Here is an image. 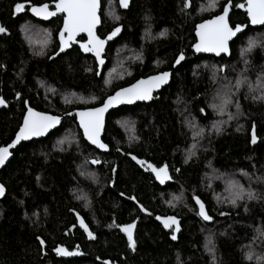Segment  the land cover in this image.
Segmentation results:
<instances>
[{
  "label": "trees",
  "instance_id": "trees-1",
  "mask_svg": "<svg viewBox=\"0 0 264 264\" xmlns=\"http://www.w3.org/2000/svg\"><path fill=\"white\" fill-rule=\"evenodd\" d=\"M47 1L57 0H0L8 30L0 35V99L9 105L0 110V147L12 143L28 108L63 117L98 107L141 78L171 72L172 82L151 103L108 116L106 154L84 140L75 117L14 151L0 172L7 189L0 264H264V27H250L238 8L245 0H132L126 12L118 0H102L98 35L108 49L101 77L82 52L83 38L51 60L61 24L34 31L27 12L16 13L17 3ZM228 3L231 26L245 28L230 58L195 55L196 26ZM129 155L167 167L172 183L159 186ZM197 197L214 223L199 218ZM140 203L181 219L177 242L148 227L151 239L130 253L117 228L138 217ZM92 204L97 239L77 242L88 258L57 259L55 248L74 245L71 211L84 214Z\"/></svg>",
  "mask_w": 264,
  "mask_h": 264
},
{
  "label": "water",
  "instance_id": "water-1",
  "mask_svg": "<svg viewBox=\"0 0 264 264\" xmlns=\"http://www.w3.org/2000/svg\"><path fill=\"white\" fill-rule=\"evenodd\" d=\"M60 0L56 3H52L50 5H47V4H44V5H40V6H35V8H39V7H43L45 5H47L48 7V12L51 13L50 11V7H54L55 9H57V4H59ZM131 3H132V0H127V6L125 7L122 3V0H119V6H120V9L121 11L123 12H126L130 9L131 7ZM240 5H244V7H240ZM238 8L241 12L245 13L247 15V19L249 21V25L250 27L254 28V29H258V28H261V27H264V24H253L251 22V17L247 11V0H245V2L241 3ZM232 3H228L225 5L223 11L217 15V16H214L210 19H207L201 23H199L197 26H196V29H195V38H196V43L194 44L193 48H192V51L194 52L195 55L197 56H211V57H215L217 59L221 58V57H226V58H230L231 56V44L239 37L241 36L244 31H245V28L243 26H236L235 28H233L231 26V23H230V17L232 15ZM34 7H32L30 9V14L31 16H33L34 18L36 19H39V20H43V21H49L51 18H52V15H49V16H45L44 14H41V15H36L32 9ZM227 8V17H226V20H227V24L228 26L235 32V35L231 36L228 41H227V51H221L219 54H217L216 52H213V51H197L196 49V45L200 44V32H201V28L200 26L202 24H208L210 21H213V20H216L219 16H222L225 12V9ZM58 10V9H57ZM59 11V10H58ZM101 11H102V0H99V6L97 8V17H98V22L95 24V27L93 29V35L96 39L100 40V41H104V44L102 46V48L100 49V55L97 56L96 55V52L93 50V51H85L84 50V46L87 45L89 48L92 47V44L90 43V41L93 39L92 37L89 36L88 32L86 31H79L77 32L74 37L69 40L68 39V33L65 31V21L67 20V13L66 12H61L59 11L61 14H64L65 15V21H64V24L61 28V30L59 31L58 33V41H59V50L57 51V53L51 57V60H55L57 59L59 56L61 55H64L66 54L68 51L71 50V48L73 47V45H75L78 41V39L80 37H85L86 38V41L84 44L81 45V49L83 51V53L85 54H92L93 57L96 59V62H97V75L98 77H101L102 73H103V69L106 65V59H105V56H106V52H107V49H108V40L107 39H102L99 35H98V30L100 29L101 25H102V17H101ZM239 27L241 30L236 32V28ZM116 34L115 35H112L111 36V40H115L119 37L120 35V31L118 32H115ZM63 34V40L61 39V35ZM101 61H103V63H101ZM223 72H224V68H223ZM164 73H167L168 74V77H167V80L166 82H163V83H160L158 86L156 85H153V84H148V83H145L143 85H141L142 88H150L151 89V92H150V99H137L135 98L134 96L131 98V101L129 102V100L127 98L123 99L122 102H113L102 114V124H101V127L99 129V135H98V142L97 143H93L92 140H90L87 136V134L85 133V129L81 123V116H80V113L84 112V113H87V112H92L96 109H100V108H103L105 106V104L108 103V100L114 96H116V94L118 92H123L127 89H131V88H134L136 85L140 84L141 81H145V82H148V81H152L155 77L157 76H161L163 75ZM172 82V73L171 72H163V73H159V74H155V75H151L147 78H141L139 80H137L136 82H134L133 84H131L130 86H127V87H124V88H121L119 90H117L113 95L109 96L102 105L98 106V107H95V108H87V109H82V110H77L75 112H72V113H69V114H66L64 115L63 117H59V116H55V115H52V114H49V113H45V112H40L38 110H35V109H32V108H28L27 109V112L23 118V121H22V124L18 130V132L16 133L12 143H10L9 145H7L6 147L9 148V151H10V156L8 157L7 161L4 163V165L0 166V172L10 163V161L12 160L13 158V153L14 151H16L17 149H19L21 147L22 144L24 143H29V142H33V141H39V140H42V139H45L47 138L51 133H53L55 130H58L62 123H63V119L65 118H73L75 117L76 119V123L77 125L79 126L81 132H82V135H83V138L84 140L93 148L97 149L100 153L102 154H106L109 152V146L104 142L103 140V137H104V133H105V129H106V123H107V118L108 116L113 112V111H116L122 107H130V106H135L137 104H142V103H146V104H149L151 103L153 100H154V97L156 94L160 93L163 89L167 88L170 83ZM3 101V100H2ZM8 103L6 101H3L2 104H0V110L3 109V108H8ZM29 110H31L32 112L36 113V114H39L40 116H49V117H54L57 119V123H55L52 127H49L48 130L45 132L44 135H40V136H33L31 137L30 139H27V140H21L19 143H16V137L20 134V130L21 128H23L24 126V121L25 119L28 118V114H29ZM85 119H87V117H85ZM253 135H255L254 133L252 134V145H255L256 144V137H255V143H253ZM14 145V146H13ZM100 145H104V147H101ZM129 157L134 160L135 162L137 163H140V164H143L145 165V168L150 171L153 175V177L155 178L156 182L161 185V186H166L168 184H171L172 181H173V178H172V174L170 172V170L166 167L167 169V178L164 179L163 181H161L160 178H158L157 174L155 171L152 170V168H155L157 170L161 169L157 166H155L154 164L150 163V162H147L145 160H140L138 158H136L135 156L133 155H129ZM90 164L93 166V167H98V166H101L102 165V162L101 161H97V160H91L90 161ZM149 165H151L152 167H149ZM162 168H165V167H162ZM0 185H2L4 187V194L2 196H0V201L3 200L7 194V189L6 187L0 183ZM199 201V203H198ZM195 204H196V207H197V210H198V216L199 218L205 223V224H212L214 223V219L209 215V212H208V209H207V206L205 205V203L200 199V198H195ZM203 204V207H204V211L205 213L207 214L208 217H210V219H204V217L200 214V205ZM169 218H174L175 221L177 223H172L171 224V227H166L165 226V221H169V223H171V220ZM157 222L166 230V231H170L171 228L175 227V231H174V236H175V239H173L174 242H177L178 239H179V235L181 233V230H182V221L180 218L176 217V216H167V217H157ZM79 224L82 228H85V229H88L85 222H84V219L81 218L79 220ZM128 227V226H127ZM126 228V227H124ZM124 228H123V232L124 231ZM177 228L179 229L177 231ZM134 231H135V227L132 229V240L134 241ZM127 233V232H125ZM128 234V233H127ZM57 249H63L65 250L66 252H69V253H73L71 255H61ZM54 253L57 255L58 258H61V259H71V258H76V257H84L85 255L78 252V251H74V252H70L66 247L64 246H58ZM106 264H111L110 262H106Z\"/></svg>",
  "mask_w": 264,
  "mask_h": 264
},
{
  "label": "snow or ice",
  "instance_id": "snow-or-ice-1",
  "mask_svg": "<svg viewBox=\"0 0 264 264\" xmlns=\"http://www.w3.org/2000/svg\"><path fill=\"white\" fill-rule=\"evenodd\" d=\"M123 5L127 6V0H122ZM99 6V0H60L57 4V9L61 12L67 13V20L65 21V31L69 34L68 39L71 40L74 35L79 31L88 32L89 36L93 39L90 41L92 47L89 48L87 45L84 46L85 51H95L96 55H100V49L102 48L104 41L96 39L93 35V29L95 24L98 22L97 8ZM23 4H17L15 10L20 12L24 9ZM244 7V5H240ZM32 11L36 15L44 14L45 16L55 15V12H48L47 5L39 8H33ZM247 11L251 17V22L253 24H264V0H247ZM227 8L222 16H219L216 20L210 21L208 24H202L200 26V44L196 45L197 51H213L219 54L221 51H227V41L228 39L235 35V32L227 24ZM239 27L236 28V32L240 31ZM5 29L0 27V33L4 32ZM119 29H116L118 32ZM116 33L114 32L113 35ZM63 40V34L61 35ZM183 59V56L180 57ZM179 62V61H177ZM103 63V61H101ZM168 77L167 73L161 76L155 77L152 81H141L140 84L136 85L134 88L127 89L123 92H118L116 96L110 98L108 103L105 104L103 108L96 109L92 112L80 113L81 123L85 129V133L88 138L92 140L93 143L98 142L99 129L102 124V114L103 112L113 103L122 102L123 99L127 98L129 102L134 96L137 99H150V88H142L141 85L148 83L158 86L160 83L166 82ZM3 101L0 99V104ZM87 117V119H85ZM57 119L49 116H40L29 110L28 118L24 121V126L20 130V134L16 137V143L21 140L30 139L33 136L44 135L49 127H52L57 123ZM253 143H255V135H253ZM14 146V145H13ZM104 147V145H100ZM10 156V151L8 147H0V166L4 165ZM149 167H152L149 165ZM156 172L158 178L163 181L167 178V169L161 168L159 170L152 168ZM4 187L0 185V196L4 194ZM251 198V196H250ZM234 202V201H233ZM199 203V201H198ZM200 214L204 219H210L204 211L203 204L200 205ZM169 221H165L166 227H171L172 223H177L174 218H169ZM135 225H130L124 228V231L128 233L129 241L132 242V247H135V242L132 240V229ZM179 229L177 228V231ZM91 236V233H89ZM175 239V236H173ZM61 255H71L73 253L66 252L63 249H57Z\"/></svg>",
  "mask_w": 264,
  "mask_h": 264
},
{
  "label": "flooded vegetation",
  "instance_id": "flooded-vegetation-1",
  "mask_svg": "<svg viewBox=\"0 0 264 264\" xmlns=\"http://www.w3.org/2000/svg\"><path fill=\"white\" fill-rule=\"evenodd\" d=\"M59 0L57 1H54V2H44L42 4H38V5H34V4H25V3H17V4H23L25 7L22 11L20 12H17L16 13L18 15H21V14H25L27 12L28 14V21L26 22V24H30L33 28L34 31L36 30H39V28H42V29H45L46 31L49 30L50 28V25H53V24H61L60 25V29L59 31L61 30L63 24H64V21H65V15L64 14H61L57 9H55L54 7H50V11L51 12H55L56 14L55 15H52V18L49 20V21H43V20H39V19H36L34 18L33 16H31L30 14V9L32 7H35V6H40V5H44V4H47V5H50L52 3H56L58 2ZM119 2V0H118ZM15 4V8H16V5ZM54 26V25H53ZM0 27H3L2 25H0ZM5 29L4 32L0 33L1 34H4V33H7L8 30L3 27ZM58 31V33H59ZM83 38V43L81 44H84L85 41H86V38L85 37H80L77 41L80 42ZM57 39H58V34H57ZM81 39V40H80ZM76 43V44H77ZM58 44H59V41H58ZM75 44V45H76ZM73 45V47L75 46ZM72 47V48H73ZM71 48V49H72ZM58 50H59V46H58ZM57 50V51H58ZM83 52V51H82ZM57 53V52H56ZM55 53V54H56ZM54 54V55H55ZM85 54V53H84ZM53 55V56H54ZM87 55H90L92 58L93 55L92 54H87ZM95 62H96V59L94 58ZM96 65H97V62H96ZM97 150V149H96ZM97 161H100V160H97ZM140 164V163H138ZM143 165V164H141ZM144 168H145V165H143ZM146 169V168H145ZM146 173H149L150 176L152 177V179L154 180V182L156 184H158L155 180V178L153 177L152 173L150 171H148L146 169ZM159 185V184H158ZM161 186V185H159ZM161 187H164V186H161ZM136 206L138 207L139 209V215L138 217L135 216L134 219L126 222L125 224H123L122 226H120L119 228H117L119 234L121 235V237L124 239L126 245H127V249L130 251V253L133 254V252H135L136 248L138 247V242L139 240H141L142 238H147V239H151L152 237V232L150 231V229H148V227H157L159 230H162L164 232V235H165V239L169 240V241H173V236H174V231H175V227L171 228L170 231H166L158 222H157V217H167V216H174L172 214H167V215H161V214H153V212L149 211L143 204H136ZM77 208H79L81 210V207L79 205H76ZM86 212H83L84 214H80L78 212V209L74 210V211H71L72 215H74V226L71 228L70 232L71 233H74V245L73 246H66V245H59V246H64L66 247L70 252H74V251H78L82 254H86L85 252H83V249L81 248V244L80 243H77L78 241H80L81 239V236L82 238L85 239L86 243H91V242H95V240L97 239V228L99 226V224L97 223V220L95 219V217H93V204L90 205V209H86L85 210ZM83 218L84 219V222L87 226L88 229H85V228H82L79 224V220ZM149 220H151V222H149ZM130 225H135V231H134V242H135V247L133 248L132 247V242L129 241V238H128V234L123 232V228L124 227H127V226H130ZM89 233H91V236L89 235ZM142 235V236H141ZM66 237H68V235L66 234ZM154 237L158 240L161 238V236L159 235H154ZM175 243V242H174ZM56 249V248H55ZM55 251V250H54ZM54 255L56 256L57 259H60V260H66V261H70V260H73V259H82V258H88L86 257L87 254L84 256V257H76V258H71V259H61V258H58L57 255L54 253ZM96 259V258H95ZM106 262H110L111 264H120L119 262H113L111 260H104V261H97V263H100V264H106ZM96 262L93 261V264H97Z\"/></svg>",
  "mask_w": 264,
  "mask_h": 264
},
{
  "label": "bare ground",
  "instance_id": "bare-ground-1",
  "mask_svg": "<svg viewBox=\"0 0 264 264\" xmlns=\"http://www.w3.org/2000/svg\"><path fill=\"white\" fill-rule=\"evenodd\" d=\"M39 50V49H38Z\"/></svg>",
  "mask_w": 264,
  "mask_h": 264
}]
</instances>
